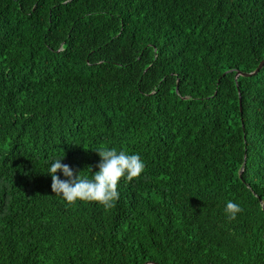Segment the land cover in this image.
<instances>
[{
  "label": "trees",
  "instance_id": "16d2710c",
  "mask_svg": "<svg viewBox=\"0 0 264 264\" xmlns=\"http://www.w3.org/2000/svg\"><path fill=\"white\" fill-rule=\"evenodd\" d=\"M263 60L264 0H0V264H264ZM100 148L144 172L67 205Z\"/></svg>",
  "mask_w": 264,
  "mask_h": 264
},
{
  "label": "clouds",
  "instance_id": "9594fccd",
  "mask_svg": "<svg viewBox=\"0 0 264 264\" xmlns=\"http://www.w3.org/2000/svg\"><path fill=\"white\" fill-rule=\"evenodd\" d=\"M100 159L96 171L90 178L74 174L73 170L66 164L61 163L63 159L54 160L48 169L51 176V190L57 196L74 205L77 201L98 203L105 210L115 207L120 198L118 191L119 182L125 179L131 182L137 179L145 170V163L139 154H128L124 151L117 152L116 149H97ZM91 171V167L88 168ZM58 172H62L67 179H61ZM226 217L231 221L243 211L242 207L229 200L224 209Z\"/></svg>",
  "mask_w": 264,
  "mask_h": 264
},
{
  "label": "water",
  "instance_id": "95a60500",
  "mask_svg": "<svg viewBox=\"0 0 264 264\" xmlns=\"http://www.w3.org/2000/svg\"><path fill=\"white\" fill-rule=\"evenodd\" d=\"M263 65H264V60L261 62V64H260L258 70H256V72H254L253 74H242V73H237L236 78H238L239 76H252V75H255V74L259 71V69H261V68L263 67ZM242 172H243V170L241 171V173H242Z\"/></svg>",
  "mask_w": 264,
  "mask_h": 264
}]
</instances>
